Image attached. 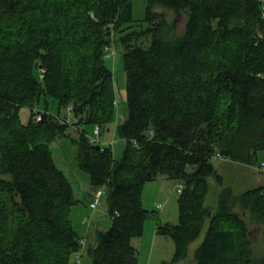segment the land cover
<instances>
[{
	"label": "trees",
	"instance_id": "obj_1",
	"mask_svg": "<svg viewBox=\"0 0 264 264\" xmlns=\"http://www.w3.org/2000/svg\"><path fill=\"white\" fill-rule=\"evenodd\" d=\"M167 11L185 15L180 32ZM116 50L127 105L114 128L118 159L84 127L115 121L106 58ZM65 137L87 182L105 189L110 219L89 225L80 264H137L131 240L147 219L173 240L170 263L203 233L194 264H264L250 227L264 239V186L237 193L213 163H262L264 0H147L141 19L133 0H0V264H73L81 250L70 214L84 201L50 148ZM159 176L182 184L176 223L142 204L144 184Z\"/></svg>",
	"mask_w": 264,
	"mask_h": 264
},
{
	"label": "rangeland",
	"instance_id": "obj_2",
	"mask_svg": "<svg viewBox=\"0 0 264 264\" xmlns=\"http://www.w3.org/2000/svg\"><path fill=\"white\" fill-rule=\"evenodd\" d=\"M146 2L147 0H133V15L135 19H141L144 16ZM166 15L169 20L174 19L175 32H180L184 27L185 15L183 13L171 14L168 11ZM106 61L109 67L113 69L114 73L116 93L115 121L113 124L108 125V128L103 130L99 135L94 133L92 126L85 125L84 127L89 131L91 129L98 143L110 146L113 150L114 158L118 159L122 154L124 141L116 135L114 128L115 124L122 121L127 114L125 73L119 50H116L115 54L110 53ZM37 109H40V106L37 107ZM53 113L55 114L56 110H53ZM20 115L22 120L26 121L29 117V109L21 108ZM61 115H65L64 109ZM72 136H76V134L73 132ZM50 148L55 163L69 177L74 190L77 194L80 192L81 196L87 187L84 178L88 181V176L77 169L75 161L76 146L69 138L65 137L53 141L50 144ZM257 156L258 164L264 162V150L259 151ZM224 160L226 159H213V163L217 171L224 177L225 184L231 185L235 192L239 193L248 188L260 185L264 186V169H260L258 165H247ZM210 181L211 189L206 197L205 205L214 208L217 200V185H215L213 179H210ZM178 184H180L178 181L164 176H159L153 180L147 181L142 189L143 206L147 209L155 210L161 220L176 223ZM88 185L92 186L89 182ZM92 187V196L91 199H88L89 206L92 202L96 201L99 190L102 189L97 186ZM103 191L99 204L92 212L91 209L86 206L83 198V203L80 202L73 205L70 217L77 232L80 233L83 230V225L80 221L82 222L83 218L87 215L92 216V219L95 220V225L100 227V229H105L110 225V219L107 215L105 189ZM158 205H161V207L158 208ZM155 226V220L147 219L144 223L142 234L131 240V244L138 251L137 264H163L164 262L168 264H194L193 253L200 243L203 233L189 245L187 256L184 259L175 263H170L175 248L174 242L168 235L157 233ZM250 227L252 228L251 238L255 254L259 257L263 256L264 239L261 233L263 227H254L252 225H250ZM93 240L94 238L90 235L88 242L91 243ZM81 262L86 263V259H82Z\"/></svg>",
	"mask_w": 264,
	"mask_h": 264
},
{
	"label": "built area",
	"instance_id": "obj_3",
	"mask_svg": "<svg viewBox=\"0 0 264 264\" xmlns=\"http://www.w3.org/2000/svg\"><path fill=\"white\" fill-rule=\"evenodd\" d=\"M71 112H72V105H71V104H68V105L65 107V113H66V115H67V119L70 118ZM35 119H36V120H40V119H41V111H38V110H37V112H36V114H35ZM93 129H94V133H95V134H97V135L100 134L101 130H100V127H99V126H95ZM90 140L93 141V142L96 141V139L94 138V136H91V137H90ZM259 168H260V169H264V162L261 163V166H260ZM181 189H182V184H178V188H177L178 193H180ZM102 192H103V190L100 189V190H99V194L97 195V199H96V201H95V202H92V203L90 204L91 212H92V211L96 208V206L99 204V202H100V197H101V195H102ZM157 207L160 208L161 205H158ZM91 221H92V216H90V215H87V216H85V217L83 218V222H84L85 224H87V226L90 225ZM81 243H82V248H81V250H79L78 252L75 253V255H74V260H75V261H74L73 264H80V256H81V253H82V250H83V245H84V243H85V240L82 239Z\"/></svg>",
	"mask_w": 264,
	"mask_h": 264
},
{
	"label": "crops",
	"instance_id": "obj_4",
	"mask_svg": "<svg viewBox=\"0 0 264 264\" xmlns=\"http://www.w3.org/2000/svg\"><path fill=\"white\" fill-rule=\"evenodd\" d=\"M91 136H93V134L91 135ZM105 142H106V140H105ZM219 158H221V157H218V159ZM217 159V158H216ZM221 159H225V158H221ZM224 161H230V160H228V159H226V160H224ZM84 178V177H83ZM84 180H85V182H86V189L84 190V192L81 194V198H83L84 199V201L86 202V206H88L89 208H90V206H89V200L88 199H91V196H92V192H93V187L92 186H89L88 185V182H87V180L84 178ZM91 185V184H90ZM99 188V187H98ZM91 209V208H90ZM95 220L94 219H92V221H91V223H90V225H92V223L94 222ZM80 223H82V225H83V230L80 232L81 233V235L83 236H85V237H83V239L85 240V243H84V245H83V248L84 247H86V245H87V242H88V237H87V235H88V232H89V226H87V225H85V223H83V222H81L80 221ZM91 227V226H90ZM88 261V259H86V262Z\"/></svg>",
	"mask_w": 264,
	"mask_h": 264
},
{
	"label": "water",
	"instance_id": "obj_5",
	"mask_svg": "<svg viewBox=\"0 0 264 264\" xmlns=\"http://www.w3.org/2000/svg\"><path fill=\"white\" fill-rule=\"evenodd\" d=\"M35 66H37V63L35 64ZM96 146H97V147H99L100 145H99V144H97Z\"/></svg>",
	"mask_w": 264,
	"mask_h": 264
}]
</instances>
